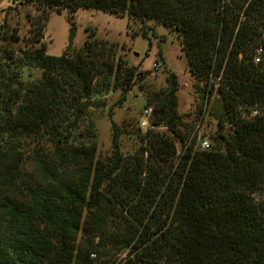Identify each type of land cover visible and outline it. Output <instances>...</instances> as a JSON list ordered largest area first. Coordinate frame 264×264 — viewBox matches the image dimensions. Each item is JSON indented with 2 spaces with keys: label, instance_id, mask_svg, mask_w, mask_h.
I'll return each instance as SVG.
<instances>
[{
  "label": "trees",
  "instance_id": "trees-1",
  "mask_svg": "<svg viewBox=\"0 0 264 264\" xmlns=\"http://www.w3.org/2000/svg\"><path fill=\"white\" fill-rule=\"evenodd\" d=\"M8 1L71 27L50 56L39 18L25 39L0 24V264H264V0ZM80 9L173 30L204 102L194 119L178 112L175 74L152 90L94 33L73 49ZM135 85L153 107L144 145L125 159L114 134L100 160L91 99ZM244 106L261 114L244 120Z\"/></svg>",
  "mask_w": 264,
  "mask_h": 264
},
{
  "label": "rangeland",
  "instance_id": "rangeland-1",
  "mask_svg": "<svg viewBox=\"0 0 264 264\" xmlns=\"http://www.w3.org/2000/svg\"><path fill=\"white\" fill-rule=\"evenodd\" d=\"M28 14L35 20L39 18L40 23L45 26L41 43L45 45L46 53L50 56H60L68 46L71 27L65 12L57 14L55 11H50L47 13L33 7L18 6L8 0H0V24L6 18L8 24L19 28L23 39L29 35ZM73 20L76 26L73 49L80 48L87 36L94 33L95 38L114 44L116 57H121L128 66L138 67L139 71H147L146 85L152 90H159L166 86L168 72L175 74L179 86L178 112L187 122L194 119L197 106L204 105V102L198 99L194 91L195 79L188 70L180 39L173 30L152 22L139 23L127 17L91 9L78 10ZM31 73L32 78L40 75L39 70H32ZM139 89L138 85H135L124 97L120 92L111 91L107 95L91 99L94 104L87 110L86 115L93 122L97 134L98 159L106 160L112 155L114 134L118 135L119 147L125 159L130 158L141 145H144L141 137L149 129L153 113L148 118L146 126L142 127L141 122L144 112L148 109L153 110V107L145 103L144 94ZM121 99L123 101L120 103ZM112 122L115 128L112 127ZM204 129L213 133L215 124L210 123L206 127L205 123ZM156 130L165 131L162 128ZM27 143L23 155L30 154L33 146L32 142ZM114 259H116L115 256L108 257L107 261ZM116 263L117 261L114 262Z\"/></svg>",
  "mask_w": 264,
  "mask_h": 264
},
{
  "label": "built area",
  "instance_id": "built-area-1",
  "mask_svg": "<svg viewBox=\"0 0 264 264\" xmlns=\"http://www.w3.org/2000/svg\"><path fill=\"white\" fill-rule=\"evenodd\" d=\"M260 52H261L260 50L256 51V55H255V59H254L255 63L260 62V59H261L260 58L261 57ZM156 69H157V66H156ZM239 112H240L242 119H244V120L255 119L256 117H258L261 114L259 109L248 107V106L240 107ZM152 113H153L152 109H148L144 112V118H143V121L141 122L142 127L147 125L148 118L151 116ZM230 126L231 125H228V127H230ZM200 127H201L200 122H197L194 125V130L192 131L190 138L192 139L195 136L196 141L200 146V149L206 150L209 148V142L205 139H201L202 137L200 136V133H199Z\"/></svg>",
  "mask_w": 264,
  "mask_h": 264
}]
</instances>
